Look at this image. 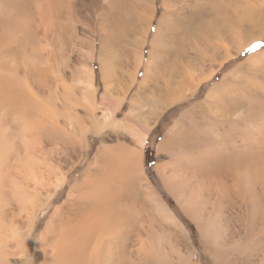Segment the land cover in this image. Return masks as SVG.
<instances>
[{
  "label": "bare ground",
  "instance_id": "obj_1",
  "mask_svg": "<svg viewBox=\"0 0 264 264\" xmlns=\"http://www.w3.org/2000/svg\"><path fill=\"white\" fill-rule=\"evenodd\" d=\"M18 30L11 42L0 43V264H32L31 240L42 255L39 264H198L186 228L146 182L142 152L149 126L196 83L186 91L163 94L147 111L142 112L133 99L134 108L131 105L125 123L117 126L115 117L124 100L118 89L105 101L107 108L113 105L110 111H102L90 78L83 79L85 88L77 92L59 93L51 86L59 79L50 74L32 78V65L26 69L17 53L3 56V48L24 41L27 33ZM84 57L91 59L92 50ZM148 80L140 85L139 92L146 90L142 97L160 85L159 80L150 85ZM113 128L137 140L116 147ZM90 135L99 137L93 154ZM169 139L170 152L177 153L175 159L183 166L171 171L166 163L156 172L180 210L195 223L204 252L214 264H264V196L259 197L261 203L253 201L246 171H235L234 177L233 170L224 172L234 164L224 156H199L194 136L180 144L178 137ZM56 153H62L57 161ZM222 164L224 171L219 169ZM80 165L86 166L71 178ZM259 183L263 187V179ZM66 186L65 198L57 203Z\"/></svg>",
  "mask_w": 264,
  "mask_h": 264
},
{
  "label": "rangeland",
  "instance_id": "obj_2",
  "mask_svg": "<svg viewBox=\"0 0 264 264\" xmlns=\"http://www.w3.org/2000/svg\"><path fill=\"white\" fill-rule=\"evenodd\" d=\"M224 1L0 0V33L8 30L4 37L0 35V43L11 42L18 29L27 33L26 40L18 45L11 43L1 50L2 55L17 53L16 58L26 69L32 65V78L50 74L59 79L51 84L59 93L77 92L85 88L83 79L90 78L102 111H110L113 105L109 109L105 101L112 91L119 90L124 94L120 95L121 100L125 101L115 117L117 126L125 123L123 119L134 108L133 99L139 102L142 112L147 111L163 94L172 91L174 95L196 83L184 99L159 113L148 128L149 134L143 135L142 152L144 178L186 228L198 264L214 263L204 252L195 223L180 210L156 172L157 167L166 163L171 171L183 166L176 160L177 153L170 152L169 138L178 137L180 144L196 137L194 146L201 150L197 151L199 156H224L231 165L234 163L233 167L224 171L222 164L219 169L226 174L233 170L234 177L237 172L246 171L253 201L260 202L264 196V183L263 187L259 183L260 179L264 181V0ZM257 43L261 47L253 48ZM89 49L92 57L86 60ZM145 78L149 85L156 80L160 85L153 94L146 92L142 97L144 89L139 92V88ZM178 126L186 133L175 131ZM117 129L110 132L114 146L137 140ZM89 137L93 154L99 137ZM145 148L150 153L144 160ZM55 156L57 161L62 153ZM243 163H247L245 167ZM85 166L76 168L71 178L77 177ZM216 172L210 169L213 175ZM67 189L66 186L57 203L63 201ZM31 241L30 263L39 264L42 255L33 249Z\"/></svg>",
  "mask_w": 264,
  "mask_h": 264
},
{
  "label": "trees",
  "instance_id": "obj_3",
  "mask_svg": "<svg viewBox=\"0 0 264 264\" xmlns=\"http://www.w3.org/2000/svg\"><path fill=\"white\" fill-rule=\"evenodd\" d=\"M153 132V130H152ZM152 134V133H151ZM146 153V154H145ZM150 153L149 149L147 148V151H146V148L144 149V160L145 158L148 156V154ZM145 173H146V170H145Z\"/></svg>",
  "mask_w": 264,
  "mask_h": 264
},
{
  "label": "snow or ice",
  "instance_id": "obj_4",
  "mask_svg": "<svg viewBox=\"0 0 264 264\" xmlns=\"http://www.w3.org/2000/svg\"><path fill=\"white\" fill-rule=\"evenodd\" d=\"M259 47H261L259 43L253 45V48H259Z\"/></svg>",
  "mask_w": 264,
  "mask_h": 264
}]
</instances>
